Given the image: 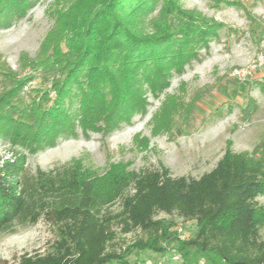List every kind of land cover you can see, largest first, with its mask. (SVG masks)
<instances>
[{"label": "trees", "instance_id": "16d2710c", "mask_svg": "<svg viewBox=\"0 0 264 264\" xmlns=\"http://www.w3.org/2000/svg\"><path fill=\"white\" fill-rule=\"evenodd\" d=\"M12 1L0 0V14L12 10L16 2ZM156 2L79 0L58 12L40 46L47 58L45 67L63 71L54 83V99L47 104L42 98L13 116L0 111V120L12 124L13 135L24 131L31 136L33 149L59 128H67L63 134L70 132V113L77 108L84 131L101 130L98 122L103 106H109L103 100L107 95L114 101L112 118L104 122L126 120L130 108L143 104L131 85L142 81L157 96L168 86L170 69L182 71L195 57L197 45L205 44L217 28L196 11L182 9L178 0H163L152 15ZM208 87L196 90L198 96ZM74 101L78 106L70 111ZM168 102L172 112L166 118L161 115V124L156 117V130L169 131V124L189 114L194 105L193 100ZM5 103L0 101V106ZM215 112L219 115L221 109ZM211 119L210 115L206 121ZM22 171V157L0 166V234L21 215L36 222L43 214L54 226L56 239L50 250L24 253L16 264H137L128 260L133 251L163 253L167 248L162 242L175 243L179 264H264V239L259 235L264 207L257 202L264 196V159L247 152H233L227 146L216 165L197 179L171 177L164 167L135 172L112 165L103 174L78 165L55 173L38 170L31 185L37 199L30 198L22 184ZM117 199L119 210H106ZM159 211L194 220L193 236L175 237L169 231L172 222L153 218ZM114 224L122 233L139 229L146 237L117 251Z\"/></svg>", "mask_w": 264, "mask_h": 264}, {"label": "rangeland", "instance_id": "374dc122", "mask_svg": "<svg viewBox=\"0 0 264 264\" xmlns=\"http://www.w3.org/2000/svg\"><path fill=\"white\" fill-rule=\"evenodd\" d=\"M18 1H12L15 4L10 12L0 14V101L6 102L0 111L11 116L42 98L47 99V104L54 99V83L62 78L63 71L45 67L47 58L40 46L57 13L79 0ZM162 3L163 0H157L152 15L158 13ZM178 3L182 9L196 11L205 20L214 21L217 28L208 34L205 44L197 45L195 57L183 65L182 71L170 69L168 86L157 96L142 81L130 86L143 104L130 108L126 120L110 125L104 122L111 117L114 101L107 95L103 100L109 106H103L98 122L101 130L84 131L77 108L70 113V132L63 134L61 130L67 128H59L45 144L34 149L31 136L27 138L24 131L13 135L12 124L0 120V159L23 158L20 177L30 198L38 196L31 188L38 170L55 173L78 165L93 174H103L112 165L135 172L164 167L171 177L197 179L216 165L227 146L233 152H247L264 159V0ZM206 86L210 87L198 96L196 90ZM169 99L183 104L193 100L194 105L183 118L178 112L172 114L178 119L169 124V131L156 130V117L160 116L161 124L162 117L172 112ZM77 106L74 101L70 111ZM217 108L221 112L214 116ZM210 115L212 119L206 121ZM257 202L264 207V196H258ZM119 206L117 199L106 210L116 212ZM153 218L172 222L169 231L177 238L176 227L181 223L185 239L192 237L196 229L194 220H182L174 211H159ZM112 227L116 232L113 248L117 251L136 238L146 237L139 229L122 233L119 226ZM259 235L264 239V228ZM55 239L54 226L43 214L36 222L21 215L0 234V264H16L24 253H44L51 249ZM162 244L167 248L163 253L133 251L128 260L179 264L181 261L171 259L175 243Z\"/></svg>", "mask_w": 264, "mask_h": 264}, {"label": "built area", "instance_id": "2783aa9c", "mask_svg": "<svg viewBox=\"0 0 264 264\" xmlns=\"http://www.w3.org/2000/svg\"><path fill=\"white\" fill-rule=\"evenodd\" d=\"M7 160H8V159H6V160H4V159H0V166L2 165V163H3L4 161H7ZM182 220H183V219H182ZM181 225H182V223L179 224V226L176 227V231H177L178 237H179L180 239H185V236L183 235V233H181V232H182V227H181ZM171 259H172V260H176V261L179 260L178 262L181 261V256H180V254H179L178 252H176L175 249L172 251ZM137 264H160V263H158V262H153V261L148 260V259H140V260H138ZM200 264H203V263L200 262Z\"/></svg>", "mask_w": 264, "mask_h": 264}]
</instances>
